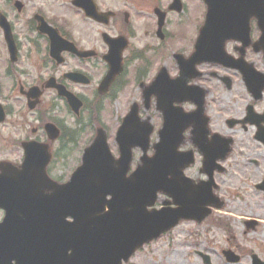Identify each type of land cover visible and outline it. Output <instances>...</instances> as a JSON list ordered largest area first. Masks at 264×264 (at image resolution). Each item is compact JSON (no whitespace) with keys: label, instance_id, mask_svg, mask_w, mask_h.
Here are the masks:
<instances>
[{"label":"flooded vegetation","instance_id":"1","mask_svg":"<svg viewBox=\"0 0 264 264\" xmlns=\"http://www.w3.org/2000/svg\"><path fill=\"white\" fill-rule=\"evenodd\" d=\"M202 1L180 0L181 11L177 12L170 8L173 0H0V104L5 116L0 132L4 125H11L15 131L12 162L21 161L22 142H49L45 130L48 122L60 133L56 142L49 143L53 153L55 144L57 148L66 139L63 115L66 113L72 124L84 114L95 115L103 103L113 99V88L121 77L124 89L136 84L138 91L137 102L132 98L126 112L136 103L139 117H149L141 92L159 72L179 89H190L180 100L181 109L194 114L195 123L204 122V144L217 145V149H210L218 158L212 170L216 188L213 185L212 189L223 203L221 210L229 199L243 201L249 196L264 201V38L259 27L264 25V0H236L248 13H239L240 33L246 34L236 33L213 48L207 44V52L213 55L195 61L191 56L207 11ZM91 13L94 16H87ZM50 34L59 37L52 54ZM109 42L117 44L113 49L121 50L123 73L107 93L99 95L96 89L108 72L105 57ZM189 58L181 70L182 62ZM76 77L87 79L88 85L79 84ZM58 86L82 101L78 117H73L63 98H58L56 112L44 105L47 94L57 97ZM89 87L93 93L90 102L84 90L79 91ZM33 88L41 95L35 108L29 110L26 94ZM154 102L155 97H151L150 109ZM199 105L202 110L197 114ZM153 118H158L157 123L162 121L156 110ZM195 135L188 126L179 149L193 154L194 163L185 174L193 173L199 180L203 177L201 153L206 148L194 141ZM20 211L23 209L13 207L7 215L0 209V222L6 215L23 218ZM25 211L29 218V209ZM252 221L255 223L250 226ZM242 224L246 231H255L259 223L245 220ZM8 225L4 233L16 231L15 223ZM228 237L233 241L232 235ZM227 247L240 259L245 253L238 244Z\"/></svg>","mask_w":264,"mask_h":264},{"label":"water","instance_id":"2","mask_svg":"<svg viewBox=\"0 0 264 264\" xmlns=\"http://www.w3.org/2000/svg\"><path fill=\"white\" fill-rule=\"evenodd\" d=\"M234 2H207L206 23L196 42L198 55L207 44L212 48L219 37L236 31L232 24ZM120 72L118 59L110 66L99 92H105ZM158 81L147 89L148 97H157L163 117L152 157L146 156L152 127L146 120L140 123L132 109L116 133L119 158L112 157L104 133L98 131L83 152L81 166L64 185L51 182L45 175L49 160L46 146L40 149L37 144H25L19 169L0 163V206L15 203L23 209L19 213L24 217L19 220L26 225L23 233L3 235L0 231V253L5 260L11 258L15 264H121L179 220L200 222L208 215L206 206L210 202L195 198L198 186L182 180V169L191 155L174 153L190 121L189 115L172 105L181 100L182 93L174 83L160 90ZM67 97L76 113L78 101L71 95ZM3 118L0 108V122ZM53 129L50 126L48 130L51 140L58 136ZM198 143L201 145L202 139ZM136 146L141 147L143 156L136 170L126 177L131 149ZM158 192L174 198L178 207L148 210L154 206ZM26 208L31 212L29 218L24 215ZM202 258L204 264H209L208 256Z\"/></svg>","mask_w":264,"mask_h":264},{"label":"rangeland","instance_id":"3","mask_svg":"<svg viewBox=\"0 0 264 264\" xmlns=\"http://www.w3.org/2000/svg\"><path fill=\"white\" fill-rule=\"evenodd\" d=\"M95 79V78H94ZM150 79L147 78V80ZM88 95L87 101L92 99V88L81 89ZM86 90V91H85ZM114 94L116 91H114ZM50 96V95H49ZM45 97L43 103L47 105L50 98ZM132 98L138 99V91L131 85L123 93H116L112 101L107 104L103 103L101 111L98 112V120L100 124L97 126L107 129V140L111 152L116 156V144L114 143V134L121 117L126 112V104ZM59 104L55 103V106ZM65 138L63 145L65 149L61 151L59 169L61 174L69 176L70 172L78 165L81 152L90 142L93 135V129L88 123L87 117H84V124H70L72 121L65 113ZM59 120V117H56ZM158 118H153V124L156 125ZM88 123V124H87ZM10 126V127H9ZM1 127L0 138V160L13 161L15 153L9 145L13 138L14 129L11 125ZM79 127H81L79 129ZM79 129V130H78ZM93 131V132H92ZM76 132V133H75ZM139 153L134 157L136 163ZM63 167V169L61 168ZM57 170V169H56ZM55 170V171H56ZM220 215V218L228 219L229 226L233 231V237L237 244L245 251L249 250L256 254L259 258H264V201L258 197H249L243 201L229 199L225 204V210ZM245 220H257L258 226L255 231H246L242 222ZM227 244L225 235L216 227L207 226L203 223L196 225L190 222H183L172 232L166 234L145 246L137 252L128 264H202L201 259L195 254V251L207 253L211 258V264H226L223 261L221 250ZM238 264H250V257L245 254Z\"/></svg>","mask_w":264,"mask_h":264},{"label":"bare ground","instance_id":"4","mask_svg":"<svg viewBox=\"0 0 264 264\" xmlns=\"http://www.w3.org/2000/svg\"><path fill=\"white\" fill-rule=\"evenodd\" d=\"M244 7H245V3H244ZM234 8H235V10H236V13H240V14H243V15H247L248 13L243 9V8H240L239 6H237V5H234ZM223 36H225V35H222L220 38H222ZM219 38V39H220ZM50 240V239H49ZM31 254V253H30Z\"/></svg>","mask_w":264,"mask_h":264}]
</instances>
